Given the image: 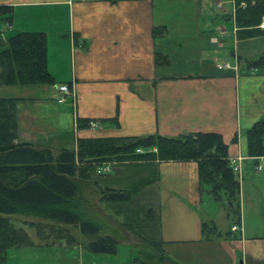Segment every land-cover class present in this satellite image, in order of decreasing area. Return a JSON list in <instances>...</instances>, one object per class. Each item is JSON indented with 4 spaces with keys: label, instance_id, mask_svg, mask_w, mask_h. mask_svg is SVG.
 I'll use <instances>...</instances> for the list:
<instances>
[{
    "label": "crops",
    "instance_id": "1",
    "mask_svg": "<svg viewBox=\"0 0 264 264\" xmlns=\"http://www.w3.org/2000/svg\"><path fill=\"white\" fill-rule=\"evenodd\" d=\"M1 5L14 12L8 23L0 14V33L46 34L55 79L0 85V97L16 99L17 142L58 151L77 150L78 139L86 137L220 133L231 163L240 168L234 171L240 219L230 213L226 197L215 199L209 185L201 184L196 161L138 162L134 177L151 181L142 191L161 217L159 239L168 258L178 264H264V155H250L247 138L248 129L264 120V70L247 67L264 53V31L239 38L235 0H0ZM157 54L167 61L157 63ZM65 83L72 94L60 103L59 86ZM111 166V178L125 175L123 164ZM120 183L114 186L124 188ZM203 223L215 225V232L205 235ZM55 244L60 243L35 242ZM9 250L0 264L7 263ZM107 258L103 264H121Z\"/></svg>",
    "mask_w": 264,
    "mask_h": 264
},
{
    "label": "trees",
    "instance_id": "2",
    "mask_svg": "<svg viewBox=\"0 0 264 264\" xmlns=\"http://www.w3.org/2000/svg\"><path fill=\"white\" fill-rule=\"evenodd\" d=\"M235 2L239 38L262 34L264 28L259 26L264 19V0ZM13 12L12 6H0V14L7 23ZM164 61L166 57L156 55L157 63ZM247 67L264 70V53L247 61ZM54 83L48 69L44 32L23 31L8 36L0 33V85ZM79 121L83 126L89 125V120ZM247 138L250 155H264V120L248 129ZM17 140L16 99L0 97L1 260L8 249L35 245L27 230L14 223L15 215L35 228L45 244H81L92 253L114 254L118 245L127 242L128 234H132L141 243L134 245L136 263L178 264L168 258L162 247L161 217L142 191L151 181L140 183L134 177L138 162L149 165L156 161H196L201 184L209 185L215 199L226 197L230 213L240 219V179L231 166L229 146L220 133L86 137L78 139L77 150L58 151ZM106 162L123 164L131 171L115 180L108 173L97 172ZM115 183L124 188H116ZM215 230V225H202L205 235Z\"/></svg>",
    "mask_w": 264,
    "mask_h": 264
},
{
    "label": "rangeland",
    "instance_id": "3",
    "mask_svg": "<svg viewBox=\"0 0 264 264\" xmlns=\"http://www.w3.org/2000/svg\"><path fill=\"white\" fill-rule=\"evenodd\" d=\"M130 168L127 167L125 171H131ZM217 214V216H220V212ZM12 218L17 226L20 225L31 232L30 237L32 240L37 243H44V241H40L39 237H37L35 228L30 227L26 223L24 224L22 218L18 216L14 215ZM72 232L77 233V230L73 229ZM128 235L129 240L127 242H121L118 245L117 252L114 254L92 253L85 246H81L80 248L78 246L66 247L61 244L62 242L57 241L60 244L44 247L34 245L24 248H12L8 251L6 264H103L107 257L121 264H135L136 253H133L132 247L133 245H140L141 243L134 235ZM78 237L80 241H83L80 235ZM49 240L52 241V239ZM110 259L109 261H111Z\"/></svg>",
    "mask_w": 264,
    "mask_h": 264
},
{
    "label": "built area",
    "instance_id": "4",
    "mask_svg": "<svg viewBox=\"0 0 264 264\" xmlns=\"http://www.w3.org/2000/svg\"><path fill=\"white\" fill-rule=\"evenodd\" d=\"M260 27L261 28H264V19H263L262 23L260 24ZM213 40L216 41V38H214ZM219 67L222 68V65H220ZM225 67H227V68H233V66L230 65V64H228V63L225 64ZM59 88H60V91H61L62 94L58 98V101L60 103H65L67 101V97L72 94V91L70 90V87H69V85L67 83L61 84L59 86ZM90 125L92 127H95L97 124L95 122H91ZM137 152H142V149H138ZM231 166H232V168H233L234 171H239L240 170L239 166L237 165V161H233L231 163ZM111 167H112L111 166V163H109V162L103 163V164H101L98 167L97 172L98 173H107V172H109L111 170Z\"/></svg>",
    "mask_w": 264,
    "mask_h": 264
}]
</instances>
